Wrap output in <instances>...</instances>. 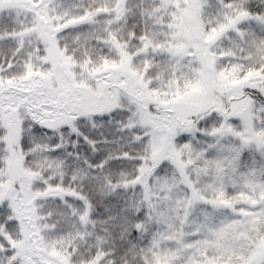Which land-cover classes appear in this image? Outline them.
I'll return each instance as SVG.
<instances>
[{
	"label": "snow or ice",
	"instance_id": "1",
	"mask_svg": "<svg viewBox=\"0 0 264 264\" xmlns=\"http://www.w3.org/2000/svg\"><path fill=\"white\" fill-rule=\"evenodd\" d=\"M0 264H264V0H0Z\"/></svg>",
	"mask_w": 264,
	"mask_h": 264
}]
</instances>
